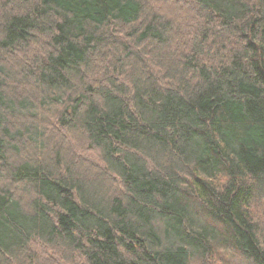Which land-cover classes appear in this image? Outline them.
<instances>
[{"label":"trees","instance_id":"1","mask_svg":"<svg viewBox=\"0 0 264 264\" xmlns=\"http://www.w3.org/2000/svg\"><path fill=\"white\" fill-rule=\"evenodd\" d=\"M0 264H264V0H0Z\"/></svg>","mask_w":264,"mask_h":264}]
</instances>
